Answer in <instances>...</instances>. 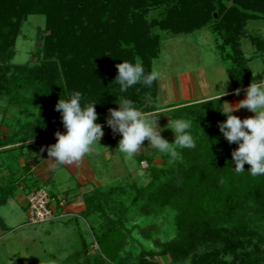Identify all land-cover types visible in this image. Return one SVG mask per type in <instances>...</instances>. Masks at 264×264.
Here are the masks:
<instances>
[{
	"label": "trees",
	"instance_id": "1",
	"mask_svg": "<svg viewBox=\"0 0 264 264\" xmlns=\"http://www.w3.org/2000/svg\"><path fill=\"white\" fill-rule=\"evenodd\" d=\"M165 1L168 7L163 17L149 19L151 8L163 1L151 0L149 4L147 0H0V97H8L11 105L28 102L39 110L37 120L28 124L27 135L18 141L46 136L44 124L61 119L55 105L60 98L69 97L70 89L97 95L120 87L115 78L116 65L122 60L136 62L140 57L146 73H150L161 52L163 34L159 31L181 35L218 24V30L230 34L225 42L236 54L235 64L227 67L228 75L236 88L249 86L247 64L237 38L248 18L258 13L264 15V2L256 8L232 7L219 22L213 15L215 0H179L171 5V0ZM219 2L225 12L227 0ZM27 15L46 17L49 33L40 49L43 60L35 66H11L15 41ZM137 85L141 91L158 89V81L151 87ZM25 92L30 93L29 98ZM199 103L213 108L212 134L194 138L195 149L181 150L175 167L169 169L171 176L149 193V204L144 207V213H150L153 206L174 209L176 236L171 240L157 236L153 238L154 249L142 247V264H162L158 256H166L174 263L194 258L195 264H237L222 257L218 246L248 235L264 243V229L260 227L264 224V176L250 175L247 163L244 173L237 174L232 169L235 164L231 153L238 145L229 144L218 128L225 116L218 110L224 107L223 98ZM50 194L54 199L57 196ZM56 200L60 210V198ZM3 201L0 199V204ZM85 201L87 218L92 200ZM141 234L145 238L150 235ZM124 237L123 229L113 227L104 232L98 237L104 256L98 257L89 256L88 242L82 237V249L67 264H109L107 260L119 257L128 246ZM203 246L210 250L200 252Z\"/></svg>",
	"mask_w": 264,
	"mask_h": 264
},
{
	"label": "rangeland",
	"instance_id": "2",
	"mask_svg": "<svg viewBox=\"0 0 264 264\" xmlns=\"http://www.w3.org/2000/svg\"><path fill=\"white\" fill-rule=\"evenodd\" d=\"M158 1H163V4L151 8L149 19L151 17L160 19L165 14L168 2ZM178 1L171 0L170 5L177 4ZM263 2L264 0H227L226 11L222 12L221 2L215 0L213 4L216 9L213 15L215 19L222 22L225 14L228 15L227 10L232 7L256 8ZM147 3L151 4V0H147ZM217 25L211 23L194 33L181 35L159 31L163 34L160 43L161 52L153 61V66L157 65L163 73L158 79L161 86L166 85L176 89L177 98H174L172 102L164 99V92L160 90L159 84L156 91L149 89L141 91L139 86L135 85L125 93L120 91V87H116L108 92L104 90L97 95L78 89L69 90V96L76 91L82 93V104L95 103V109L99 114L97 123L103 127V135L92 147L90 154L96 173L93 174L89 170L86 179L77 185L86 207V198L92 200L89 203L92 208L91 213L87 218L85 214L80 219L75 217L79 219V223H76V220L68 223V220L62 219L55 220L53 223L31 225L27 222L26 212L22 210L21 213L16 207L15 211L19 216L15 212L9 218L11 225L15 228L2 249L4 254L2 259L5 262L11 261L7 256L15 251L16 254L10 256L12 264H28L27 260L33 259H38L39 264H67L70 257L82 249V237L88 242L90 257L104 256L98 237L114 227L123 229L128 246L119 257L116 255L114 259L107 262L109 264H142L139 258L142 247L154 249L153 238L157 236L163 240H171L176 236L174 209L153 206L150 213H144V207L149 204V193L171 176L169 169L175 167L182 149H177L179 156L170 162L169 155L158 153L146 139L138 152L129 158L119 151L118 143L121 134L114 133L107 125V116L109 109L119 107L117 103L130 100L146 120L150 123L156 121L157 126L163 129L161 135L169 142H173L175 136L166 125L176 119L190 121V132L193 138H205L211 135L213 124H215L212 116L213 108L200 104L201 101H187L201 97L203 93L212 94L223 91L222 82L225 80H227L224 82L225 90L232 88L227 67L235 64L233 58H236V54L231 45L225 42L230 34H226L224 29L218 30ZM48 33L44 15L25 16L15 41V55L10 61L11 66L22 64L35 66L42 62L43 54L40 49ZM237 41L247 64L250 83L254 79L259 81L264 78V15L258 13L248 18ZM137 61H141V58L138 57ZM219 82H221V88ZM25 96L29 98L30 93L25 92ZM27 103L11 105L8 103V97L0 98V121L4 118L0 126V152L8 145L9 150L31 147L42 142L52 145L57 139L55 133L66 131L62 119L54 120L44 124L46 136L18 141L27 135L28 124L37 120L39 112L37 106ZM249 113L248 111V116ZM235 114L241 118L238 113ZM225 119L226 116L222 117V120ZM22 143L25 145H21ZM2 162L0 159V199L5 200L7 196L5 191L14 188L19 168H15L13 178L1 179ZM25 167L28 171L30 166ZM65 181L66 179L63 183ZM46 189L51 192L49 187ZM8 210V207L4 208V214L9 213ZM49 227H55L54 231L46 233V228ZM260 227L264 229V224ZM141 232L150 235L145 238ZM218 249L222 257L235 261L237 264H264V243L251 235L234 239L229 245H219ZM208 250L210 247L200 248L202 253ZM157 260L162 264H195L194 258L180 263H174L166 256H158Z\"/></svg>",
	"mask_w": 264,
	"mask_h": 264
},
{
	"label": "clouds",
	"instance_id": "3",
	"mask_svg": "<svg viewBox=\"0 0 264 264\" xmlns=\"http://www.w3.org/2000/svg\"><path fill=\"white\" fill-rule=\"evenodd\" d=\"M116 68L118 72L115 81L120 85L122 93L138 83L151 87L163 75L157 65L153 66L150 73H146L142 61L122 60ZM225 81L222 82L223 94L219 98L228 94ZM219 83L221 88V82ZM243 91L245 98L235 106L229 102L222 103L224 107L218 110L226 119L218 123V128L229 144L238 145L231 153L235 173H244V165L247 163L250 165V175L264 176V78L259 81L254 79ZM240 92L241 89L237 88L234 94L238 96ZM82 99V93L76 91L67 99L60 98L55 105V110L61 113L66 131L55 133L56 142L47 148V153L49 158L60 164L71 165L80 161L103 135V127L97 123L99 114L95 103L82 104ZM117 104L118 108L109 109L107 125L114 133L121 134L118 149L129 158L138 152L146 139L158 153L169 155L170 162L179 156L177 149L197 147L190 132V121H170L166 127L173 131L175 138L173 142H169L161 135L163 129L157 126L156 121L150 123L146 120L132 101L124 100ZM242 108L254 115L241 119L235 113Z\"/></svg>",
	"mask_w": 264,
	"mask_h": 264
},
{
	"label": "crops",
	"instance_id": "4",
	"mask_svg": "<svg viewBox=\"0 0 264 264\" xmlns=\"http://www.w3.org/2000/svg\"><path fill=\"white\" fill-rule=\"evenodd\" d=\"M229 76V75H228ZM229 79L232 83V88L226 90L228 93L227 95L222 96L223 103L229 102L233 106H235L241 99L245 98V92L241 89L240 95H235L234 92L237 89L235 84L233 83L232 79L229 76ZM158 84L160 90L163 93L164 99L172 102L174 98H177V93L175 88H169L166 85L161 86L159 80ZM168 84V83H167ZM201 97H197L195 99L189 100L191 101H205L211 100L214 98H219L220 95L223 94V91H219L216 93H203ZM1 98V97H0ZM186 102V101H184ZM224 106V105H223ZM247 109H240L238 113L241 118L248 117ZM250 112V111H249ZM253 113L250 112L249 116H252ZM4 119V118H3ZM2 119V120H3ZM1 120V121H2ZM0 121V126H1ZM21 145H25L22 143ZM51 146V143H45L34 145L31 147H19L17 150H9V145L6 148H2L0 152V159L2 162L1 170V179H10L15 172V168H19L17 174V179L15 180V186L13 189H6V193L8 194L5 200L0 204V264H12V258L15 251L11 252L7 256L10 258V262H5L2 259L3 250L6 246V242H8V238L13 233L14 228L11 225L9 218L12 217L15 210H19L22 213L24 210L28 217V206H27V194L34 189L41 188V187H49L50 191L54 194L58 195L55 197L56 199L60 196H65L68 199V204L64 208V214L58 217L56 220H68L73 222L76 220V223H79V219L85 214L86 206L82 200V195L79 194L78 184L86 179L89 175L88 171L91 170V173L95 174V169H93V165L91 163V156L90 151L86 154L80 161L73 163L71 165L67 164H60L59 162L51 159L48 157L47 148ZM30 166L28 171L25 166ZM86 172V173H85ZM88 174V175H87ZM13 178V177H12ZM66 181L63 183V180ZM8 207L9 216L3 212L4 208ZM17 207V209H16ZM17 214V212H16ZM18 215V214H17ZM19 216V215H18ZM78 217L79 219H76ZM64 220V221H65ZM55 221V220H54ZM52 221V223L54 222ZM29 224V220L27 221ZM33 225V224H31ZM38 225V224H35ZM55 227L46 228V233H51L54 231ZM28 264H39L40 261L38 259L27 260ZM25 264V263H20Z\"/></svg>",
	"mask_w": 264,
	"mask_h": 264
},
{
	"label": "built area",
	"instance_id": "5",
	"mask_svg": "<svg viewBox=\"0 0 264 264\" xmlns=\"http://www.w3.org/2000/svg\"><path fill=\"white\" fill-rule=\"evenodd\" d=\"M60 210L56 206L54 197L44 188H37L27 194L28 220L31 224L52 222L64 214L68 204L65 196H59Z\"/></svg>",
	"mask_w": 264,
	"mask_h": 264
}]
</instances>
